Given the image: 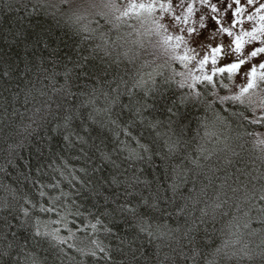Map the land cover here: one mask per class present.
<instances>
[{
	"label": "trees",
	"instance_id": "trees-1",
	"mask_svg": "<svg viewBox=\"0 0 264 264\" xmlns=\"http://www.w3.org/2000/svg\"><path fill=\"white\" fill-rule=\"evenodd\" d=\"M120 2L0 0V264H264V114Z\"/></svg>",
	"mask_w": 264,
	"mask_h": 264
},
{
	"label": "rangeland",
	"instance_id": "rangeland-1",
	"mask_svg": "<svg viewBox=\"0 0 264 264\" xmlns=\"http://www.w3.org/2000/svg\"><path fill=\"white\" fill-rule=\"evenodd\" d=\"M176 1L121 0L117 6L118 11L137 17L145 29H154L162 35L168 43L170 57L178 59L177 75L183 81L188 82L189 78L198 74L203 80L214 81V74H220V69H227L228 80L224 85L228 92L247 101L256 112L264 114V62L258 60L260 47L252 42L247 48H242L247 41L245 37L253 29L257 30L255 40L264 38L259 36L264 35V0H212L213 5L208 2L204 14L191 17L189 13L177 11ZM160 4L165 11L162 12L163 17L156 21L155 18L162 15L155 10ZM215 15L219 19L208 21ZM236 45H239V50ZM234 50L241 58L231 67H228L230 63L221 65L224 55H230ZM210 61L215 64L213 70L208 73L201 71L198 63H203L205 67ZM239 63L240 67L236 66Z\"/></svg>",
	"mask_w": 264,
	"mask_h": 264
}]
</instances>
